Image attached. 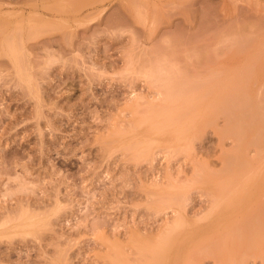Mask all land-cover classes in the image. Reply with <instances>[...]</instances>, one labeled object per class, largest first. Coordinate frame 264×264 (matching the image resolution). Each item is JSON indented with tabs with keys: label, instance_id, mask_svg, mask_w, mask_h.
I'll use <instances>...</instances> for the list:
<instances>
[{
	"label": "rangeland",
	"instance_id": "374dc122",
	"mask_svg": "<svg viewBox=\"0 0 264 264\" xmlns=\"http://www.w3.org/2000/svg\"><path fill=\"white\" fill-rule=\"evenodd\" d=\"M0 4V264H264V0Z\"/></svg>",
	"mask_w": 264,
	"mask_h": 264
},
{
	"label": "bare ground",
	"instance_id": "6f19581e",
	"mask_svg": "<svg viewBox=\"0 0 264 264\" xmlns=\"http://www.w3.org/2000/svg\"><path fill=\"white\" fill-rule=\"evenodd\" d=\"M43 5H44V4H43ZM51 6H54V5H51ZM51 6L49 7V10H52V9H51ZM55 7H56V6H55ZM55 10H56V8H55ZM8 11H9V10H7V12H8ZM10 11H11V10H10ZM56 11H57V10H56ZM3 12H5V11L2 9V5L0 4V14H3ZM17 12H18V11H17ZM11 13H13V12H11ZM11 13H10V14H11ZM14 13H15V12H14ZM14 13H13V14H14ZM21 13H22V11H21ZM32 14H33V13H32ZM22 16H23V13H22ZM22 16H21V17H22ZM30 16H31V15H30ZM30 16H29V17H30ZM38 16H39V15H38ZM23 18H24V17H23ZM23 18H22V19H23ZM29 20H30V19H29ZM153 68H154V67H153ZM159 68H161V67H159ZM159 68H158V69H159ZM162 68H163V67H162ZM156 69H157V68H156ZM156 69H155V70H156ZM245 69H246V68H245ZM247 69H248V68H247ZM243 70H244V69H243ZM150 71H151V69H150ZM152 71H153V70H152ZM160 71H161V70L159 69L158 72H160ZM246 71H247V70H246ZM148 72H149V71H148ZM148 72H146V73L148 74ZM182 72H183V71H182ZM153 73H155V71H153L151 74L149 73L148 76L150 75L151 77H154L155 75L153 76ZM173 73H174V72H173ZM177 73H178V72H177ZM177 73H176V74H177ZM237 74H238V73H237ZM243 74H244V73H243ZM145 75H146V74H145ZM171 75H172V74H171ZM180 75H181V74H180ZM150 76H149V78H150ZM169 76H170V75H169ZM176 76H178V75H176ZM185 76H186V75H185ZM219 76H220V75H219ZM155 77H156V76H155ZM171 77H172V76H171ZM171 77H170V78H171ZM180 77H181V76H180ZM180 77H179V79H180ZM214 77H215V76H214ZM156 78H157V77H156ZM170 78H169V79H170ZM173 78H174V76H173ZM177 78H178V77H176V79H177ZM216 78H217V77H216ZM216 78H215V79H216ZM236 78H237V77H236ZM176 79H175V80H176ZM179 79H177V80H179ZM187 79H188V78H187ZM232 79H233V78H232ZM154 80H155V81H153L154 83H155V82H158V81H156L155 78H154ZM157 80H158V79H157ZM159 80H160V79H159ZM216 80H218V79H216ZM163 81H164V80H163ZM189 81H190V80H189ZM207 81H208V80H207ZM209 81H210V79H209ZM209 81H208V82H209ZM236 81H237V80H236ZM168 82H169V81H168ZM176 82H179V81H176ZM176 82H175V83H176ZM185 82H186V81H185ZM189 83H190V82H188V84H189ZM204 83H205V82H204ZM218 83H219V82H218ZM222 83H223V82H222ZM242 83H243V82H242ZM166 84H167L166 86H168V83H166ZM170 84H171V82L169 83V85H170ZM177 84H179V83H177ZM201 84H202V83H201ZM209 84H210V83H209ZM173 86H174V85H173ZM175 86L177 87V85H175ZM185 86H186V85H185ZM185 86H184V87H185ZM213 86H214V85H213ZM245 86H246V85H245ZM200 87H201V86H200ZM239 87H240V86H239ZM209 88H210V87H209ZM231 89H232V88H231ZM236 89H237V88H236ZM245 89H246V88H245ZM170 90H171V89H170ZM173 90H174V89H173ZM189 90H190V89H189ZM191 90H192V88H191ZM171 91H172V90H171ZM171 91H170V92H171ZM231 91H232V90H231ZM238 91H239V90H238ZM240 91H242V89H241ZM240 91H239V93H240ZM163 92H164V90H163ZM168 92H169V91H168ZM192 93H193V92H192ZM234 93H235V92H234ZM236 93H238V92H236ZM246 93H247V92H246ZM246 93H245V94H246ZM169 94L171 95V93H169ZM229 94H230V93H229ZM260 94H261V93H260ZM260 94H259V95H260ZM166 95H168V94H166ZM170 95H169V96H170ZM174 95H175V94H174ZM174 95H171V96L173 97ZM187 95H188V94H187ZM227 95H228V94H227ZM246 95H247V94H246ZM176 96H177V93H176ZM178 96H179V95H178ZM178 96H177V97H178ZM188 96H189V95H188ZM188 96H186L187 99H188ZM205 96H206V95H205ZM240 96L242 97V94H241ZM167 97H168V96H167ZM179 97H182V96L180 95ZM190 97H192V95H191ZM227 97H228V96H227ZM241 97H240V98H241ZM261 97H262V95H261ZM258 98H259V97H258ZM158 99H159V98H158ZM189 99H190V98H189ZM198 99H199V98H198ZM226 99H227V98H226ZM226 99H225V100H226ZM228 99H229V98H228ZM247 99H248V97H247ZM156 100H157V99H156ZM176 100H177V99H176ZM222 100H223V99H222ZM248 100H249V99H248ZM258 100H260V99H258ZM262 100H263V99H262ZM193 101H194V99H193ZM246 101H247V100H246ZM173 102H175V101H173ZM189 103H191V101H189ZM200 103H201V102H200ZM258 103H259V102H258ZM261 103H263V102H261ZM148 104H149V102H148ZM186 104H187V102H186ZM232 104H233V103H232ZM150 105H153V107H149V108H150V109L152 108V110L154 109V110H153V114L150 113V114L152 115L151 118H152V119L154 118L153 115H156V116L159 118V120L157 119L158 122L156 121V122H157L156 125H152V124H151V125L153 126V128H155V129H153V130H164V127H165L166 124L162 125V123H165V122L167 121V120H164V119L166 118V117H165L166 114L164 115V112H166L167 110H169L170 107H169V108H168V107L165 108L166 105L162 104V105H163V106H162V105L160 104V107L158 106L159 108L157 107L158 109H157V108L155 109V108H154V107H155V106H154V103H152V104H150ZM150 105H148V106H150ZM158 105H159V104H158ZM182 105H184V104H182ZM259 105H260V104H259ZM175 106H176V105H175ZM232 106H233V105H232ZM263 106H264V105H263ZM176 107H177V106H176ZM226 107H227V106H226ZM228 107H229V106H228ZM146 108H148V107L146 106ZM149 108H148V109H149ZM172 108H174V106H173ZM164 109H165L166 111H165ZM180 109H181V108H180ZM185 109H186V108H184V110H185ZM235 109H236V108H235ZM175 110H176V109H175ZM228 110H229V109H228ZM239 110H240V109H239ZM258 110H259V109H258ZM149 111H150V110H149ZM171 111H173V110H171ZM182 111H183V109H182ZM219 111H220V110H219ZM150 112H151V111H150ZM145 113H146V112H145ZM239 113H240V112H239ZM249 113H250V112H249ZM177 114H178V113H177ZM177 114H176V115H177ZM179 114H180V111H179ZM182 114H183V113H182ZM225 114H226V113H225ZM233 114H234V113H233ZM254 114H255V113H254ZM167 115H168V114H167ZM174 115H175V113H174L172 116L174 117ZM183 115H184V114H183ZM221 115H223V114H221ZM146 116H147V115H146ZM149 116H150V115H149ZM172 116H171V117H172ZM197 116H198V115H197ZM197 116H196V117H197ZM212 116H213V115H212ZM229 116H230V115H229ZM229 116H228V117H229ZM235 116H236V115H235ZM237 116H238V114H237ZM243 116H244V115H243ZM245 116H246V115H245ZM147 117H148V116H147ZM175 117H176V116H175ZM247 117H249V116H247ZM149 118H150V117H149ZM263 118H264V117H263ZM169 119H171V118L169 117ZM169 119H168V120H169ZM180 119H181V118H180ZM229 119H230V118H228V120H229ZM239 119H241V118H239ZM252 119H254V118H252ZM144 120H146V119H143L142 121H144ZM147 120H148V119H147ZM149 120H151V119H149ZM172 120H174L175 122L170 123V122H172V121H170V122H168L169 125H170V124L173 125L174 123H177V121H176L175 119L172 118ZM186 120H187V119H186ZM225 120H226V119H225ZM228 120H227V121H228ZM256 120H258V119H256ZM229 121H230V120H229ZM236 121H237V120H236ZM147 122H148V121H147ZM152 122H153V121H152ZM186 122H187V121H186ZM210 122H211V120H210ZM243 122H244V121H243ZM153 123L155 124V122H153ZM166 123H167V122H166ZM181 123H183V122H181ZM215 123H216V122H215ZM229 123H230V122H229ZM229 123H227V126H229ZM232 123H233V122H232ZM194 124H195V123H194ZM194 124H193V125H194ZM208 124H209V122H208ZM140 125H141V124H140ZM169 125L167 124V127H168ZM180 125H181V124H180ZM183 125H185V124L183 123ZM233 125H234V124H232V126H233ZM235 125H236V124H235ZM152 126H151V127H152ZM163 126H164V127H163ZM170 126H171V125H170ZM191 126H192V124H191ZM206 126H207V125H206ZM211 126H212V125H211ZM232 126H230V127H232ZM245 126H246V125H245ZM130 127H131V126H130ZM182 127H183V126H182ZM188 127H189V126H188ZM188 127H187V128L184 127V129L186 130V129H188ZM234 127H235V126H234ZM234 127H233V129H234ZM134 128H135V127H134ZM138 128H139V127H138ZM162 128H163V129H162ZM165 128H166V127H165ZM180 128H181V127H180ZM191 128H192V127H191ZM237 128H238V125H237ZM258 128H259V127H258ZM135 129H136V128H135ZM184 129L182 128V129H180V130H183V132H185ZM224 129H225V128H224ZM235 129H236V128H235ZM226 130L228 131L229 128H227ZM230 130H231V129H230ZM230 132H231V131H230ZM243 132H244V131H243ZM178 133H179V132H178ZM180 133H182V132H180ZM182 134H184V133H182ZM182 134H181V135H182ZM226 134H227V133H226ZM228 134H229V133H228ZM179 135H180V134H179ZM244 136H245V135H244ZM238 137H239V136H238ZM263 137H264V136H263ZM192 138H193V137H192ZM194 139H195V138H194ZM194 139H193V140H194ZM238 139H240V137H239ZM238 139H237V140H238ZM253 139H254V138H253ZM136 140H137V139H136ZM180 140H181V139H180ZM240 140H241V139H240ZM251 140H252V139H251ZM251 140H250V141H251ZM137 141H138V140H137ZM137 141H136V142H137ZM139 141L141 142V140H139ZM142 141H143V140H142ZM149 141H151V140H149ZM238 141H239V140H238ZM144 142H145V140H144ZM190 142H191V141H190ZM129 143H130V142H129ZM137 143H138V142H137ZM153 143H154V142H153ZM239 143H240V141H239ZM239 143H238V144H239ZM253 143H254V142H253ZM130 144H131V143H130ZM134 144H135V142H134ZM134 144H133V146H134ZM139 145H140V143H139ZM187 145H188V144H187ZM127 146H129V145H127ZM263 146H264V145H263ZM130 147H131V145H130ZM130 147H129V148H130ZM136 147H137V145H135V151H136ZM237 147H238V146H237ZM129 148H128V149H129ZM142 148H143V149H141V150L144 151V146H142ZM147 148H149V146H147ZM150 148H152V145L150 146ZM168 148H169V147H168ZM177 148H178V147H177ZM131 149L134 150V148H131ZM145 149H146V146H145ZM157 149H158V148H157ZM157 149H156V150H157ZM237 149H238V148H237ZM263 149H264V148H263ZM129 150H130V149H129ZM146 150H147V149H146ZM154 150H155V149H154ZM191 150H192V149H191ZM261 150H262V149H261ZM135 151H133V152H135ZM174 151H175V150H174ZM189 151H190V150H189ZM262 151H263V150H262ZM183 152H185V151H183ZM263 152H264V151H263ZM131 153H132V152H131ZM136 153H137V152H135V156H136ZM139 153H140V150H139ZM150 153H151V152H150ZM176 153H177V152H176ZM179 153H180V152H179ZM132 154H134V153H132ZM229 154H230V153H229ZM236 154H237V153H236ZM146 155H148V152H146ZM233 155H234V154H233ZM143 156H145V154H143ZM228 156H229V155H228ZM137 157H139V156H137ZM140 157H141V156H140ZM148 157H150V155H148ZM151 158H153V156H152ZM228 159H229V158H228ZM230 161H231V160H230ZM230 161H229V162H230ZM236 161H238V160H236ZM236 163H237V162H236ZM228 164H229V163H228ZM233 164H234V163H233ZM202 166H203V165H201V167H202ZM237 167H238V166H237ZM202 168H203V167H202ZM204 168H205V167H204ZM234 168H235V167H234ZM195 169H196V168H195ZM196 171H197V170H196ZM201 171H202V170H201ZM201 171H200V172H201ZM210 172H211V171H210ZM202 173H203V172H202ZM213 173H215V172H213ZM199 174H200V173H197V175H199ZM200 176H201V175H200ZM194 177H195V176H194ZM197 178H199V177H197ZM201 178H202V177H201ZM201 178H200V179H201ZM194 179H195V178H194ZM200 181H201V180H199V182H200ZM196 182H197V181H196ZM175 194H176V193H175ZM166 196H167V195H166ZM174 196H175V195H174ZM174 196H173V197H174ZM177 196H178V195H177ZM178 199H179V197H178ZM159 200H160V199H159ZM162 200H163V202H162ZM162 200L160 201V203H161V202H162V203H165V201H166L167 199H165V200L162 199ZM168 200H169V197H168ZM176 200H177V199H175V202H174V200H170V202H166V203H168V204L170 203V205H171L172 203L180 202V201H176ZM212 200H213V199H212ZM158 202H159V201H158ZM160 205H161V204H160ZM178 205H180V204H178ZM158 206H159V204H158ZM165 206H166V205H165ZM180 208H181V207H180ZM182 208H183V207H182ZM173 211H174V210H173ZM176 212H177V214L179 213L178 211H176ZM179 218H180V216H179ZM176 220H178V219H176ZM176 220H175V221H176ZM180 220H181V219H180ZM25 221H26V220H25ZM167 221H168V220H167ZM168 222H169V221H168ZM170 222H171V221H170ZM177 222H178V221H177ZM177 222H175V223H177ZM179 222H180V221H179ZM31 223H32V222H31ZM182 223H183V222H182ZM29 224H30V223H29ZM29 224L27 225V227L29 226ZM171 225H172V224H171ZM173 225H176V224H173ZM24 226H25V225H24ZM31 226L33 227V224H31ZM31 226H30V227H31ZM176 226H178V225H176ZM16 227H17V226H16ZM22 227H23V226H22ZM168 227H170V224L168 225ZM175 228H176V227H175ZM170 230H172V228H171ZM168 231H169V229H168ZM29 233H32V232H29ZM162 238H163V237H162ZM155 245H156V244H155ZM120 248H121V247H120ZM111 249H112V248H111ZM112 250H114V249H112ZM112 250H111V251H112ZM120 250H122V249H119V251H120ZM117 251H118V250H117V248H116V250H115V252H114L113 254L115 255V254L117 253ZM123 251H124V250H123ZM124 252H125V251H124ZM111 253H112V252H111ZM116 255H117V254H116ZM121 256H123V255H121ZM158 256H159V255H158ZM164 257H165V255H164ZM114 258H115V256H114ZM114 258H113V259H114ZM228 258H229V257H228ZM113 259H112V260H113ZM114 260L117 261V259H114ZM114 260H113V261H114ZM229 260H230V259H229ZM229 260H228V261H229ZM163 261H164V258H163ZM128 264H129V263H128ZM154 264H155V263H154Z\"/></svg>",
	"mask_w": 264,
	"mask_h": 264
}]
</instances>
